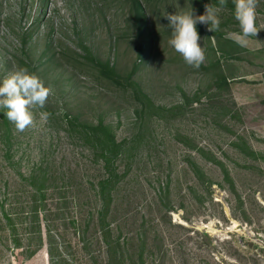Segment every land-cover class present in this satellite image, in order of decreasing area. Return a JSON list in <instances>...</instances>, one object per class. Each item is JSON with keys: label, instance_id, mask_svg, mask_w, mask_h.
Here are the masks:
<instances>
[{"label": "rangeland", "instance_id": "1", "mask_svg": "<svg viewBox=\"0 0 264 264\" xmlns=\"http://www.w3.org/2000/svg\"><path fill=\"white\" fill-rule=\"evenodd\" d=\"M139 2L0 0V84L54 90L24 132L0 109V264H264V0L247 48L232 0L197 23L199 69L165 14L219 0Z\"/></svg>", "mask_w": 264, "mask_h": 264}, {"label": "clouds", "instance_id": "2", "mask_svg": "<svg viewBox=\"0 0 264 264\" xmlns=\"http://www.w3.org/2000/svg\"><path fill=\"white\" fill-rule=\"evenodd\" d=\"M234 17L239 24V32L232 33L233 41L242 48L249 46L251 37H257L261 28L257 26V6L259 0H232ZM227 4V0H219V6L205 4L203 15H194L190 11L176 14H165L172 29L168 44L180 54L184 62L199 69L206 60L204 48L200 45L197 23L208 26L207 30L215 32L220 29L221 20L218 13ZM54 94L51 86H45L38 75L27 67H19L9 73L0 84V109L4 116L13 123L17 131L24 132L36 124L35 111L44 109L50 96ZM48 112H40L42 120H47Z\"/></svg>", "mask_w": 264, "mask_h": 264}, {"label": "trees", "instance_id": "3", "mask_svg": "<svg viewBox=\"0 0 264 264\" xmlns=\"http://www.w3.org/2000/svg\"><path fill=\"white\" fill-rule=\"evenodd\" d=\"M150 2L151 0H141V2L133 6V10L138 13L143 12L144 10H146V6H148ZM151 41H152V37L148 35L147 38L143 40L142 48L139 47L138 55H139V59H141V63H145L150 58Z\"/></svg>", "mask_w": 264, "mask_h": 264}]
</instances>
